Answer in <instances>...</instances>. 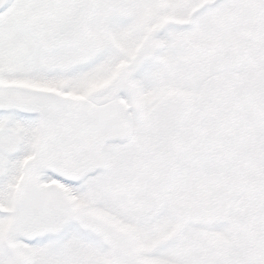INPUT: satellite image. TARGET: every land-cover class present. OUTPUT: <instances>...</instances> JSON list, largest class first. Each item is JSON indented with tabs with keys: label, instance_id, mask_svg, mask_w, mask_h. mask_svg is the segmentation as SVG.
I'll list each match as a JSON object with an SVG mask.
<instances>
[{
	"label": "snow or ice",
	"instance_id": "obj_1",
	"mask_svg": "<svg viewBox=\"0 0 264 264\" xmlns=\"http://www.w3.org/2000/svg\"><path fill=\"white\" fill-rule=\"evenodd\" d=\"M0 264H264V0H0Z\"/></svg>",
	"mask_w": 264,
	"mask_h": 264
}]
</instances>
